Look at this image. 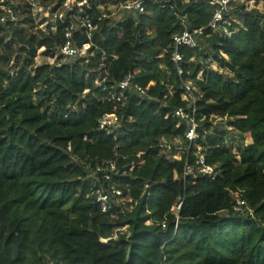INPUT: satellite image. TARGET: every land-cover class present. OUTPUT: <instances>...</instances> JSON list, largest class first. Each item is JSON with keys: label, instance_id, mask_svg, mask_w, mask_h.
Here are the masks:
<instances>
[{"label": "trees", "instance_id": "1", "mask_svg": "<svg viewBox=\"0 0 264 264\" xmlns=\"http://www.w3.org/2000/svg\"><path fill=\"white\" fill-rule=\"evenodd\" d=\"M162 1L99 21L111 1L97 0L92 39L74 30L78 46L91 47L70 60L56 52L69 23L37 11L59 14L65 0L0 3V264H264V13L247 14L230 37L180 47L194 57L181 76L172 60L176 9H186L190 27H205L214 7ZM41 55L57 57L38 65ZM135 71L145 94L119 86ZM188 81L194 103L184 97ZM180 108L195 117L217 179L185 178L186 155L160 147L163 139L187 145ZM111 112L118 125L101 129ZM225 119L227 129L216 123ZM232 130L242 136L237 152ZM110 159L111 179L96 178ZM110 183L124 199L104 212L95 190Z\"/></svg>", "mask_w": 264, "mask_h": 264}, {"label": "built area", "instance_id": "2", "mask_svg": "<svg viewBox=\"0 0 264 264\" xmlns=\"http://www.w3.org/2000/svg\"><path fill=\"white\" fill-rule=\"evenodd\" d=\"M4 0H0L2 3ZM97 0H65L63 12L51 15L49 12L44 11L42 8L38 9L41 13H47L48 17L55 19L53 21L55 24L58 20L62 23H69L67 31L65 33V42L60 46L59 52L62 53L65 59H77L84 57L89 48L91 47V42L84 43L82 47H79L76 40L74 39V30L78 28H85V31L92 39L93 32L98 27V24L94 23L90 17L89 9ZM107 5H100L103 9V14L99 17V21L104 18L116 20V16L119 17L117 12L121 13V19H124L129 14L136 15L145 11L146 3L148 1H153L155 3H163L162 0H109ZM170 1V0H169ZM210 5L214 7L213 16L210 22L205 27H190L187 19L186 9L182 11L176 9L178 17L181 19L182 29L173 36V42L175 50L173 53L172 60L177 66L178 73L181 76H187V72L183 67L182 63L185 60H192L194 57L190 55H184L180 52V47H188L192 49L199 48L202 40L210 35L218 34L221 37H230L233 35L239 26H244V17L253 12L254 10L264 13V0H206ZM189 0H182L183 4H186ZM176 6V4L174 5ZM3 8L5 6L2 5ZM176 8V7H175ZM178 8V7H177ZM115 9V10H113ZM74 10V11H73ZM73 11L69 16L67 12ZM109 11V12H108ZM84 13V14H83ZM243 17V18H241ZM10 20H15L13 14L10 15ZM6 18H2L5 21ZM79 20V23L76 22ZM116 20V21H119ZM56 32V26L53 28ZM207 29L210 30L207 33ZM57 57V56H56ZM135 71L134 73L128 74L123 81L120 83V88L122 90L134 87V89L140 94H145V89L135 82ZM196 89V88H195ZM194 87L190 81L185 83L184 97L191 100L192 103L195 102V97L193 94ZM176 115L184 120L187 124L186 138L188 143L186 146L182 144H177L174 141L163 139L160 142V147L166 150L170 157L174 159H182L186 155L184 177L189 175L196 176L200 173L204 176L210 177L211 179H217L219 172L214 166L207 163L205 154L201 152V145L197 143V123L194 116H192L186 110L180 108L176 110ZM99 127L101 129H107L109 127H115L119 123L118 114L115 112L105 113L98 120ZM179 142V140H178ZM194 150V151H193ZM116 170V163L114 160L110 159L105 161L103 165H98L94 170V176L97 178L98 174L103 173L106 180L111 179V172ZM96 200L100 204L104 212L109 211L115 201L123 200V190L113 183H110L108 187L100 186L95 190ZM246 202L239 199L237 201V209H242ZM182 203H179L177 209H180ZM246 208H248L246 206ZM165 227V223H163Z\"/></svg>", "mask_w": 264, "mask_h": 264}, {"label": "rangeland", "instance_id": "3", "mask_svg": "<svg viewBox=\"0 0 264 264\" xmlns=\"http://www.w3.org/2000/svg\"><path fill=\"white\" fill-rule=\"evenodd\" d=\"M113 10H115V9H113ZM37 11H39V10H37ZM117 14L119 15V17H121V13H119V12H117ZM43 16H48V14L47 13H43V15L41 16V17H43ZM118 16H116V20H119L120 18H119ZM52 21H55V19L53 18V19H51ZM45 47H43V49H44ZM59 49H60V46L56 49L57 51V53L59 54ZM55 60H56V56H44V55H41L39 58H38V65H41V64H43V63H50V64H52V63H54L55 62ZM67 60H70V59H67ZM213 65H214V67H218V65H217V63H213ZM217 124H219V125H222V127H224V128H229L230 126V123L228 124V119H225V120H222V121H217L216 122ZM231 134H233L234 136H235V138H236V141H235V143H233V142H230V146H231V148H232V150L234 151V152H237L238 151V145H240L241 143H242V136L240 135V133H238V132H236V131H233L232 130V132H231ZM245 137H244V139H243V142L244 143H246V144H248V143H251L253 140H252V137H251V135H250V133H247L246 135H244ZM242 145V144H241ZM237 158H239V157H237Z\"/></svg>", "mask_w": 264, "mask_h": 264}, {"label": "water", "instance_id": "4", "mask_svg": "<svg viewBox=\"0 0 264 264\" xmlns=\"http://www.w3.org/2000/svg\"><path fill=\"white\" fill-rule=\"evenodd\" d=\"M130 252H131V248L128 249V253H127V259L130 258Z\"/></svg>", "mask_w": 264, "mask_h": 264}]
</instances>
